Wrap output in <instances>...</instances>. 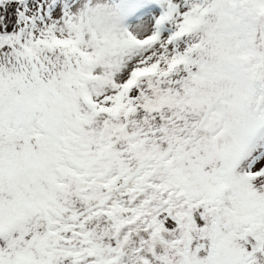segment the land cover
Segmentation results:
<instances>
[{
  "label": "snow or ice",
  "instance_id": "obj_1",
  "mask_svg": "<svg viewBox=\"0 0 264 264\" xmlns=\"http://www.w3.org/2000/svg\"><path fill=\"white\" fill-rule=\"evenodd\" d=\"M0 264H264V0H0Z\"/></svg>",
  "mask_w": 264,
  "mask_h": 264
}]
</instances>
